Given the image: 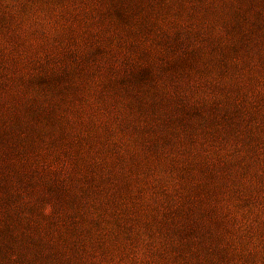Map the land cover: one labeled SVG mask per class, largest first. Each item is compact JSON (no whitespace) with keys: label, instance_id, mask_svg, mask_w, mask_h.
Listing matches in <instances>:
<instances>
[{"label":"rangeland","instance_id":"obj_1","mask_svg":"<svg viewBox=\"0 0 264 264\" xmlns=\"http://www.w3.org/2000/svg\"><path fill=\"white\" fill-rule=\"evenodd\" d=\"M0 264H264V0H0Z\"/></svg>","mask_w":264,"mask_h":264}]
</instances>
